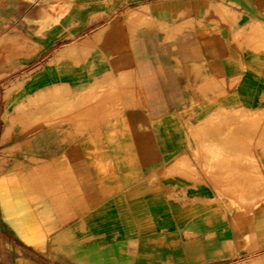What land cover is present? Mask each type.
<instances>
[{"label":"crops","instance_id":"crops-1","mask_svg":"<svg viewBox=\"0 0 264 264\" xmlns=\"http://www.w3.org/2000/svg\"><path fill=\"white\" fill-rule=\"evenodd\" d=\"M2 41L0 264H264V0H0Z\"/></svg>","mask_w":264,"mask_h":264},{"label":"rangeland","instance_id":"rangeland-1","mask_svg":"<svg viewBox=\"0 0 264 264\" xmlns=\"http://www.w3.org/2000/svg\"><path fill=\"white\" fill-rule=\"evenodd\" d=\"M6 46H7V42L6 41H2V42H0V48H6ZM209 138V137H208ZM211 139V138H210ZM211 145V146H210ZM212 145H213V143H209V146L207 147V149H212L213 147H212Z\"/></svg>","mask_w":264,"mask_h":264},{"label":"bare ground","instance_id":"bare-ground-1","mask_svg":"<svg viewBox=\"0 0 264 264\" xmlns=\"http://www.w3.org/2000/svg\"><path fill=\"white\" fill-rule=\"evenodd\" d=\"M57 99H58V98H57ZM59 102H60V101H59ZM22 112H24V111H22ZM16 114H17V113H16ZM204 124H206V123H204ZM204 124H203V125H204ZM197 130H198V128H197ZM203 145H204V144H203ZM203 147H204V146H203Z\"/></svg>","mask_w":264,"mask_h":264}]
</instances>
